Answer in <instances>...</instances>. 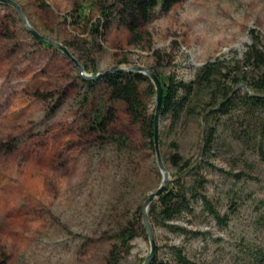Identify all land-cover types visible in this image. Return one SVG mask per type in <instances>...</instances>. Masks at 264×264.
<instances>
[{"label":"rangeland","instance_id":"rangeland-1","mask_svg":"<svg viewBox=\"0 0 264 264\" xmlns=\"http://www.w3.org/2000/svg\"><path fill=\"white\" fill-rule=\"evenodd\" d=\"M10 1L15 6L0 2V264H112V252L117 264H142L150 245L135 214L161 183L155 150L123 102L110 99L102 83L82 82L73 61L41 45L26 24L65 48L86 75L143 67L164 80L190 81L205 62L240 56L251 28L264 45V0H181L165 14L155 9L135 43L116 22L99 29L100 35L91 27L99 16L95 2L113 0ZM81 5L88 21L73 25L67 14ZM138 85L151 113L154 87L150 81ZM109 108L114 119L108 133L121 135L122 144L104 141L89 127L92 114ZM237 126L234 117L218 127L204 159L216 169L200 167L205 194L228 214L227 225L218 227L196 205L175 223L205 235L186 238L155 228L159 260H168L177 245L200 264H243V250L264 247L258 220L264 166L233 138ZM206 132L199 111L183 113L175 124L159 121L160 155L170 180L177 175L168 162L169 143L201 166ZM236 173L258 181L237 180ZM131 225L135 236L126 250L120 234Z\"/></svg>","mask_w":264,"mask_h":264},{"label":"trees","instance_id":"trees-1","mask_svg":"<svg viewBox=\"0 0 264 264\" xmlns=\"http://www.w3.org/2000/svg\"><path fill=\"white\" fill-rule=\"evenodd\" d=\"M180 1L113 0L110 3L108 1L95 2L94 5L97 7L99 16L95 23L91 24V27L96 34L100 35L99 29L107 31L112 22H116L127 30L132 41L130 43H135L139 41L140 27L150 20L155 9L165 14ZM46 5L43 3L44 7ZM67 16L70 23L77 26L88 21V16L82 5L76 6ZM248 36L250 42L240 56L233 54L231 57L207 61L197 70L194 78L190 81L164 80L153 71L162 88L159 121L170 118L171 122L175 124L183 113L194 115L199 111L207 124V132L201 150V166L191 163L189 159H184L178 153V145L175 142L169 143L168 146L172 152L168 156V162L175 169L177 177L174 180L166 181L160 196L148 207L147 218L152 233L155 228H161L171 234L186 238L203 237L204 232L175 223L184 216L192 215L196 205H199L201 211L211 217L218 227L223 228L227 225L228 214H221L207 197L205 194L207 180L200 173L202 166L216 169L212 163L204 159L213 150L217 129L224 125V121L235 117L238 126L231 129L233 138L253 151L264 166V45L259 33L254 28L248 30ZM39 43L47 48H54L49 44ZM95 75L96 73H92V76ZM78 78L89 87L98 83L104 84L110 99L123 102L131 121L139 125L143 138L147 141L149 148L154 151L155 107L151 113L147 112L138 85L142 81H149L146 76L120 70L96 80H87L80 74H78ZM148 88L151 89L150 86ZM113 119L112 109L97 110L90 117L89 127L96 130L104 141L122 144L121 135L115 137L108 133V127ZM161 145L162 142L159 140V146ZM232 177L237 180L246 178L258 181V178L242 173L232 174ZM260 203L264 205V196ZM229 207L233 213L235 211L234 200L230 201ZM135 218L137 223L142 221L141 211L135 214ZM258 220L264 227V213L259 215ZM133 227L131 225L123 229L120 234L122 245L126 247V250L129 249L128 241L135 236ZM141 230L146 234L142 224ZM243 253V264H264V247H249L243 250ZM110 255L112 264H117L113 252ZM169 257L168 260H159L155 250L149 264H200L190 260L183 249L177 245L170 247Z\"/></svg>","mask_w":264,"mask_h":264},{"label":"water","instance_id":"water-1","mask_svg":"<svg viewBox=\"0 0 264 264\" xmlns=\"http://www.w3.org/2000/svg\"><path fill=\"white\" fill-rule=\"evenodd\" d=\"M0 2L4 3V4H10V5L15 6L10 0H0ZM26 29L29 32V34L33 38H35L37 41L49 44L51 46H54L55 48L61 50L64 54H66L73 61V63L79 68L80 76L87 79V80H96V79L103 77L104 75H107V74L112 73L114 71H120L121 70V71H127V72L142 74V75L146 76L149 79V81L151 82V84L153 85L154 90H155V102H156L155 114H154V120H153V122H154V138H153V141H154V150H155V155H156V162H157V166L160 170V174H161V183L158 186L157 190L149 196V198L145 202V205L141 209L142 221H143V225L145 227L146 235H147L148 242L150 245L149 253H148L147 257L145 258V260L142 262V264H149V262L151 261V259L154 256L155 243H154V239H153L152 230L149 226V222H148V218H147V211H148V207H149L150 203L153 202L154 200H156L160 196V194L164 190V186L166 184V181L169 179L168 174L164 168V165H163V162L161 159V155H160L159 111H160V104H161V99H162V88H161V84H160L157 76L153 73L152 70L146 69L143 67H136L133 69L113 68L112 70L107 71L103 74H96L95 76L86 75L83 73L82 67L79 66L74 59H72V57L68 54V52L66 51L65 48L60 47V46L56 45L55 43H53L52 41L45 39L44 37H42L40 34H38L36 31H34L27 24H26Z\"/></svg>","mask_w":264,"mask_h":264}]
</instances>
